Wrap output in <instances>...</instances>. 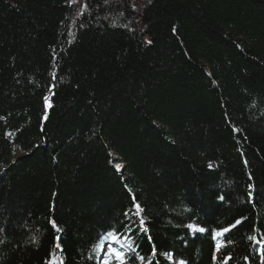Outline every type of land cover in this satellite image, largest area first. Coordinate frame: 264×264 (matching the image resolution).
I'll list each match as a JSON object with an SVG mask.
<instances>
[{
  "label": "trees",
  "instance_id": "16d2710c",
  "mask_svg": "<svg viewBox=\"0 0 264 264\" xmlns=\"http://www.w3.org/2000/svg\"><path fill=\"white\" fill-rule=\"evenodd\" d=\"M117 228L264 264V0H0V264H97Z\"/></svg>",
  "mask_w": 264,
  "mask_h": 264
},
{
  "label": "snow or ice",
  "instance_id": "6c2138e0",
  "mask_svg": "<svg viewBox=\"0 0 264 264\" xmlns=\"http://www.w3.org/2000/svg\"><path fill=\"white\" fill-rule=\"evenodd\" d=\"M211 167V165H210ZM119 170V169H118ZM131 191V190H129ZM223 199V197H221ZM132 209L134 211L130 210L129 212L123 213L124 217H128L129 214L136 216L139 220V223L143 225V219L140 216V214L144 211L143 208L140 206V204L135 202V197H133V205ZM51 226L53 229H55L57 232L60 231L59 227L54 221H51ZM237 223H240V221H237ZM125 232H129L131 229L130 224L123 225ZM190 231H198L200 233H203L205 229L203 227L196 228L194 225L189 224L187 226ZM235 227V225H233ZM2 231V229H0ZM231 232V228H224L221 231L216 232L213 235L214 240H219L221 237H223L227 243H231V240L227 238L226 234ZM134 235V233H132ZM33 243H38L37 237L33 236L32 238ZM58 239V238H57ZM249 240L256 241L259 243V241L256 240L255 236H249ZM3 241H0L2 243ZM113 245H119V248L113 247ZM224 243L218 242L216 244V254L217 256L221 253L222 248H224ZM57 248H59V244L56 245ZM97 249L106 252L107 258L104 259V264H130V261L132 259H138L140 264H145V257L143 256H129V253H135V247L131 240L130 235H126L120 232L119 228L115 230H106V235L99 236V242L97 243ZM125 249L127 251H125ZM52 255V259L49 261V264H63L62 260H58L55 258V254ZM153 255H155V252H153ZM216 257H214L215 259ZM233 257L231 255H227L223 258L222 264H229V261H231ZM147 264H152L151 261H148ZM175 264H186V262L182 259L177 260Z\"/></svg>",
  "mask_w": 264,
  "mask_h": 264
},
{
  "label": "bare ground",
  "instance_id": "6f19581e",
  "mask_svg": "<svg viewBox=\"0 0 264 264\" xmlns=\"http://www.w3.org/2000/svg\"><path fill=\"white\" fill-rule=\"evenodd\" d=\"M50 105H51V98H50V96H48V98L46 99V108H49ZM115 167H116V169H119V172H121L123 165L122 164H116ZM141 228L145 229L144 221H143V225H141ZM104 235H106V234H104ZM104 235H102V236H104ZM113 247L119 248V245H113ZM125 251H127V250L125 249ZM106 258H107L106 252H102V251L98 250V252H97L98 263L97 264H104V259H106Z\"/></svg>",
  "mask_w": 264,
  "mask_h": 264
},
{
  "label": "water",
  "instance_id": "95a60500",
  "mask_svg": "<svg viewBox=\"0 0 264 264\" xmlns=\"http://www.w3.org/2000/svg\"><path fill=\"white\" fill-rule=\"evenodd\" d=\"M53 95H54V88H52L51 93L48 95V96H50V98H51V105H50L49 108H46V112H47V114H49V112H50V110H51V108H52V97H53ZM48 96L46 97V99L48 98ZM46 99H45V101H46ZM45 105H46V104H45Z\"/></svg>",
  "mask_w": 264,
  "mask_h": 264
}]
</instances>
